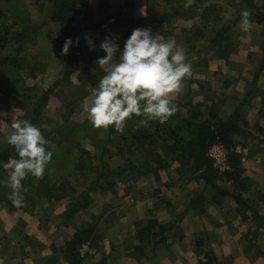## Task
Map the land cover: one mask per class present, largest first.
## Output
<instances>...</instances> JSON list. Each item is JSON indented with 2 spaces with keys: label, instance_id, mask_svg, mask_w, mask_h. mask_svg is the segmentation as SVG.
Here are the masks:
<instances>
[{
  "label": "crops",
  "instance_id": "0c3cea01",
  "mask_svg": "<svg viewBox=\"0 0 264 264\" xmlns=\"http://www.w3.org/2000/svg\"><path fill=\"white\" fill-rule=\"evenodd\" d=\"M164 1L169 3L165 5L169 7L168 12H164L166 21L169 22L167 14L174 12L173 9L178 10L177 18L174 22L154 27L171 30L170 36L179 39L187 61L205 60L206 48L198 45L201 42L196 43L191 52L183 49L189 45L191 31L201 34L203 30L202 9L192 5H197L196 0H192L188 7H185L187 0H90V4L102 15L121 11L123 14L135 13L140 18L146 14L161 16ZM227 17L233 18L232 13ZM149 26L152 27V23ZM262 42L248 37L246 43L227 56L206 59L230 61L233 70L223 71L232 73V76L238 75L234 71L235 61H243L242 79L237 81V89L241 93L250 78L247 63L259 55ZM199 73L194 76L203 79L201 85L214 79L208 74L213 72ZM227 78L232 77L227 75ZM188 82L184 80L183 92L189 90ZM259 85L264 91V69L259 76ZM190 88H194L193 82ZM235 95L238 94L234 89L227 88L224 104H209L217 112L214 118H225L235 108L230 104ZM261 105H247L248 124L244 129L247 133L238 132L232 137L233 151L239 156L243 173L237 181L219 185L231 192L233 186L240 183L241 187L239 184L236 188L240 189L242 198L264 217V128L261 126L264 118L259 116ZM5 185L1 182L0 189ZM197 192L198 198H195ZM8 194L0 191V264H264V229L258 228L256 239L248 243L249 236L245 235L255 229V223L251 219H241L233 197L204 189L200 179L185 182L166 180L160 170L159 180L148 174L146 180L136 178L126 183L119 182L112 192L100 191L95 196L90 195L91 212L89 207V213L80 215L81 210L69 219L63 216L66 203L71 198L68 195L44 196L39 192L22 191L24 207L11 208ZM50 203H61L59 208L52 209L54 214L51 213V218L48 213L52 211ZM87 214L89 216H85ZM79 215L84 217L77 224ZM57 217L59 220L51 223ZM149 222L162 224L164 230L158 232L156 225L147 230ZM92 226L99 236L94 246H89L83 255L77 254L76 249L66 248V242L77 230Z\"/></svg>",
  "mask_w": 264,
  "mask_h": 264
},
{
  "label": "rangeland",
  "instance_id": "374dc122",
  "mask_svg": "<svg viewBox=\"0 0 264 264\" xmlns=\"http://www.w3.org/2000/svg\"><path fill=\"white\" fill-rule=\"evenodd\" d=\"M73 1L74 3H71L70 10L73 12L75 11V23L78 28H80L77 32L81 38L83 48L84 50H95L100 56L105 55L104 51L99 47L101 40L105 37H110L122 48L124 40L130 34L132 29L138 26L150 27L153 34L158 37H160V32H162L161 38L167 39L171 37V30H169L168 27L167 29L164 28L166 30L161 29V26L159 28L156 27L161 23L165 24V22H174L178 15V10L173 9L174 12L167 14L169 22L166 21V18L164 17V14L166 13L164 12H168L167 8L169 7L166 6L169 5V3L167 1H164L162 4L164 5V11L161 16L158 17L157 15L153 17L152 15L146 14L140 18L136 17L135 13L123 14L121 11L105 13L102 15L101 12H98L91 7L90 0ZM205 1L211 4L212 8H210V10H201L204 21L203 30L201 34H196V31H191L189 37L191 40H188L189 45L188 47L183 48H186L188 52H191L196 48V43L201 42V44L199 43L198 45L206 48V51L204 52L206 56L205 60L190 62L192 74L185 79L186 82L189 81V90L187 92L182 91L180 93H172L171 95L174 102L179 106L177 112L180 117L196 121H202L209 118L215 120L216 118L214 117L217 116V112L210 108L209 104H224L226 99L225 89H234V93L239 96L235 95L233 100H230V104H234L235 108L225 118H218L226 119L235 114V110L238 108V113L241 115L240 120L238 121L240 126L243 129H246L248 124L247 105L263 103L261 95L264 91L260 89L259 76L264 69V34H261V31L264 30V5H258L257 3H254L253 0ZM196 3L198 2L196 1ZM11 6L12 9L19 12L17 15L15 14V16H13L14 20L18 22L21 27L27 28L29 33L26 37H23L22 40L20 39L25 48L24 53H22L23 51L21 53L27 55L29 65H31V62H35L36 67L31 69L34 76L23 74L25 70H27L26 72H30V68L20 70L13 68L10 72L11 79L8 77H6L7 79H0V162L6 161L9 156H15L16 154L13 146L6 143V137L14 131L11 127L12 119H29L32 123L41 127L44 136L50 141L49 147L53 152V156L41 178L32 176L29 182L28 176L24 178L21 191L37 193L40 188H44L46 183L55 186L62 185L65 187V193H61V195H71L75 197L76 200L84 201L85 195L95 196L96 192H100V187H105V184L101 180L98 181L99 183L95 184L93 181L94 175L92 173L87 174V177L89 176L88 179H84L78 171H76L75 174L71 173L70 169L72 167H70V165L72 166V164L70 163L71 160L74 159L72 157L77 155V151H75L72 146H75L74 143L79 141L80 145L89 150L91 156L96 160L100 154V146L103 143V139L106 138V136H109L111 140H113L112 142L107 143L113 153L109 159L110 167L116 169L118 164L123 162L122 156L119 155L115 146L117 135L120 132L113 131L109 135L108 128L93 127L87 117V113L82 110L81 101L85 97H90L94 87L83 79L77 69L73 68L75 63L72 61L69 62L67 55H62L60 53L62 37L58 33L59 29L62 28L58 20L54 19L56 21H53L50 18V13L53 9L51 8V0H14ZM245 8L251 13V16L249 17L251 29L248 32H244L240 28L241 15L239 14L241 13V10ZM158 9L160 10L161 7H158ZM223 10L224 13H222ZM231 13L233 18L228 19L229 17L227 16ZM25 14H27V16ZM150 23H152V27L149 26ZM154 25L158 26L154 27ZM168 25L169 24H167V26ZM220 30H222V36L230 37L231 44L229 47L231 48H238L243 45L246 43L248 37L263 40V42L259 44L261 50L259 55L254 56L253 61L247 63L249 66L248 71L250 73V78L246 80V86L244 87L245 91H242L241 93H239L237 89V81L239 78L242 79L240 77V70L244 64L243 61H235L234 71L238 72V75L232 76V73L230 74L223 71L224 69L233 70L230 61L206 59L207 57H224L220 50L223 49L225 52L226 49H224L225 47L223 45L219 46L220 41H218L220 36L219 33L217 34V31ZM171 38L175 39L176 45L181 49L179 39L177 37ZM1 51L2 50L0 49V52ZM4 51L16 55L15 46H11L10 44H8ZM86 63L88 64V62ZM69 66L73 68V71L70 72L67 79L61 82H56V80L62 77L65 70H67L65 68H69ZM99 68L100 69L97 72L95 68H90L91 73L95 77L96 83L104 72V69L100 66ZM201 71L213 72L208 73L209 75L214 76L212 82L209 81L201 85L200 82L203 81V79L195 78L194 76L195 74H201L199 73ZM227 75L232 78L228 80ZM192 82L194 83L193 89L190 88ZM195 88L197 90H195ZM43 95H46V100L39 105L38 101ZM230 96H233V94L230 93ZM203 106L206 109L203 108ZM37 107L39 108L37 111L38 113L35 114ZM259 116L264 118V104L261 105ZM250 118H253V116L250 115ZM32 120H34V122ZM177 120V117H170L165 123H160V128H163L160 129V131L174 126ZM131 122L139 125L144 124L141 123V117L136 118V116H133L126 121L125 127ZM261 126L264 128V124H261ZM151 130H153V128H151ZM179 134L185 138H188L189 135L185 128H180ZM64 149L68 151V153L65 154L66 156L62 160H56L58 152ZM231 149L233 150V146H231L230 150ZM6 150L8 151L5 152ZM65 162H67L66 165H64ZM165 163L167 164H164L165 167H163L161 171L166 180L175 179L185 182L198 179L197 175L192 173L189 167H184L178 170L180 165L177 162H173L169 165L170 162L165 159ZM136 164L140 165L138 162H136ZM57 170H59L58 172H60V174ZM242 173L243 168L240 172L235 173V175H238L236 178L223 180L218 184L227 181H237ZM148 174H151V172L144 171L143 174L138 175L136 178H138V180H146ZM7 175L8 172L0 167V183L7 181ZM226 178L227 176H224V179ZM63 179H66L68 184L75 190L74 193L66 187ZM117 183L118 182H116V184ZM239 184L233 186L231 191L232 194L241 195L238 191L240 189L236 188ZM92 186H94V188H91ZM239 187H241V184ZM0 191L9 193L11 189L5 185L4 189H0ZM198 192L195 194V198H198ZM58 195L60 194H57V196ZM70 201L71 200L69 199L68 203H66L65 209ZM49 205L52 210L54 208H59L61 203L57 205L55 203H50ZM7 206H9L8 203ZM12 206L15 207L13 204L9 207L12 208ZM33 207L35 206L33 205ZM89 207L91 212L93 207L91 200L86 203L85 207L81 209L79 208L72 216L76 215L81 210L80 215L88 212ZM48 213H50L49 218H51V213L54 214V210L48 211ZM80 215L78 216L79 218L76 219L77 224L80 221H83L84 216L80 217ZM85 216L89 215L87 214ZM58 220L59 218L57 217L55 221L52 220L51 223ZM93 237L96 242V239L99 236L92 234L91 238Z\"/></svg>",
  "mask_w": 264,
  "mask_h": 264
},
{
  "label": "trees",
  "instance_id": "16d2710c",
  "mask_svg": "<svg viewBox=\"0 0 264 264\" xmlns=\"http://www.w3.org/2000/svg\"><path fill=\"white\" fill-rule=\"evenodd\" d=\"M196 1L198 2L197 5L192 4L193 6H198L201 9L207 10L212 8V5L207 3L205 0ZM13 2L14 0H0V49L2 50L0 52V79H7L6 77L10 78V72L13 68L17 70L30 68V72H26L27 70H25L23 74L34 76L31 69L36 67L35 62H31V65H29L27 55L22 54L24 53L25 48L23 47L21 40L29 33L27 28L21 27L18 22L14 20L13 16H15V14L17 15L19 12L12 9L11 5ZM51 2V8L53 9L50 13V18L53 21L58 20L61 24L62 29H59L58 34L62 37V43L65 37H79V44H74L69 49V54L67 55L69 62L72 61L75 63L73 68L79 71L87 83L95 87L97 83L90 68H95L96 72L100 69L99 65L96 63V60L100 57V55L95 50H84L83 48L81 38L77 32L80 28H78L75 23V11L73 12L70 10L71 3L73 4L74 1L51 0ZM25 15L27 16V14ZM221 32L222 30L217 31V34L219 33L220 36V38H218V41H220L219 46L223 45L226 51L224 52L223 49L220 51L224 56H227L231 51L237 50V48L229 47L231 44L229 39L230 37L222 36ZM261 34H264V30L261 31ZM8 44L15 46L16 55L4 51ZM86 62H88V64ZM73 68L70 66L69 68H65L67 70H65L62 77L56 80V82L66 80L70 72L73 71ZM261 97L263 99L262 104H264V93ZM45 100L46 95H43L39 99L38 104L40 105L44 103ZM177 107L179 108L178 104ZM38 109L39 108L37 107L35 114L38 113ZM240 116L238 108L235 110V114L226 119L216 118L215 120H212L209 118L202 121L182 118L179 116L178 112H176L173 116H171V118H178L176 124L163 131H160V129L163 128H160L161 125L158 121H148L147 123L141 125L131 122L124 128L122 133L120 132L117 135L115 146L119 155L122 156L123 162L118 164L116 169L110 167L109 159L113 153L107 143L112 142L113 140H111L109 136H106V138L103 139V143L100 146V154L96 160L91 156L89 150L80 145L79 141H69L75 142V146L72 147L75 151H77V155L72 157L74 159L71 160L70 164H72V166L70 165V167L72 168L70 170L71 173L74 174L78 171L84 179H88L89 176L87 177V174L92 173L94 175L93 181L95 184L99 183L98 181L100 180L105 184V187H100L99 190L101 192H112L114 191L116 182L126 183L127 180L133 181L138 175L143 174L144 171L151 172L155 180H159V171L165 167L164 164H167L165 163V159L170 162L169 165L173 162H177L180 165L178 170L184 167H189L190 171L195 173L197 178L202 181L204 189L213 190L221 195H229L233 197L238 205L237 211L241 219L243 221L251 219V221H253L256 225L255 229L249 230L245 235V237L249 236L247 240L248 243H251L249 240L256 239L257 237V229H264V217L259 214V212L252 205L243 199L240 194H232L231 192L221 188L218 184L220 181L236 178L238 175H235V173L242 170L239 156L232 149L230 150L231 146H233V134L237 132L247 133V131L240 126L238 121L240 120ZM136 118L139 117L136 116ZM32 121L34 122V120ZM151 128H153V130H151ZM180 128H185V130L188 131V138L179 134ZM113 131H115L114 128L109 126V135ZM216 141L223 143L228 150V161L231 168L223 173L214 168L211 158L207 155L209 146ZM66 149L58 152L56 160H62L66 156L65 154L68 153ZM7 151L8 150L5 152ZM136 162L140 163V165L136 164ZM66 163L67 162H65L64 165H66ZM58 171L59 170H57V172ZM58 173L60 174V172ZM224 176H227V178L224 179ZM28 177L29 182L32 175L29 174ZM63 180L66 187L74 193L75 190L68 184L67 180ZM94 186L91 188H94ZM38 192L48 196H53L54 194L57 195L65 193V187L62 185H48L46 183L44 188H40ZM69 196L71 197V201L63 212V216L66 219L71 218V216L79 208L81 209L85 207L86 203L91 200L89 195H85L84 201L76 200L75 197L71 195ZM154 225L158 228V232H162V230H164L163 227L165 226L157 222H149L146 229L150 230V228ZM93 230V226L80 228L66 242V248L76 249L77 251L80 245L84 242H88L90 246H94L96 242L94 237L91 238V236L92 234L95 236L97 234ZM78 253L79 252L77 251V254ZM77 254L75 253V255Z\"/></svg>",
  "mask_w": 264,
  "mask_h": 264
},
{
  "label": "clouds",
  "instance_id": "9594fccd",
  "mask_svg": "<svg viewBox=\"0 0 264 264\" xmlns=\"http://www.w3.org/2000/svg\"><path fill=\"white\" fill-rule=\"evenodd\" d=\"M253 2L264 5V0ZM191 3L187 0L185 7ZM240 15V28L248 32L251 13L245 8ZM74 44H79V37H65L60 53L68 55ZM99 47L105 55L98 57L96 63L104 72L90 97L81 101L93 127L112 126L122 133L126 121L133 116L141 117V123L163 124L178 111L171 94L182 92L192 69L174 38L164 39L153 34L150 27L138 26L132 29L122 48L110 37L101 40ZM11 127L14 131L6 137V143L13 146L16 154L0 162V167L8 172L4 183L11 189L9 199L15 207H22V181L29 174L41 178L53 152L41 127L29 119H12Z\"/></svg>",
  "mask_w": 264,
  "mask_h": 264
},
{
  "label": "built area",
  "instance_id": "2783aa9c",
  "mask_svg": "<svg viewBox=\"0 0 264 264\" xmlns=\"http://www.w3.org/2000/svg\"><path fill=\"white\" fill-rule=\"evenodd\" d=\"M207 155L211 158L214 168L219 172L223 173L230 170L228 150L223 143L218 141L212 143L207 150ZM88 250L89 244L86 242L82 243L78 248L80 255H83Z\"/></svg>",
  "mask_w": 264,
  "mask_h": 264
}]
</instances>
